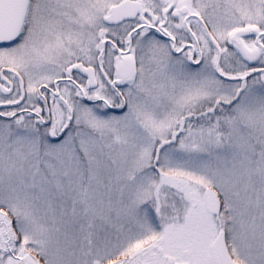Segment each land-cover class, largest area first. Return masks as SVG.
<instances>
[{
  "label": "snow or ice",
  "instance_id": "snow-or-ice-1",
  "mask_svg": "<svg viewBox=\"0 0 264 264\" xmlns=\"http://www.w3.org/2000/svg\"><path fill=\"white\" fill-rule=\"evenodd\" d=\"M0 264H264V0H0Z\"/></svg>",
  "mask_w": 264,
  "mask_h": 264
}]
</instances>
